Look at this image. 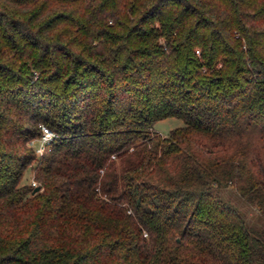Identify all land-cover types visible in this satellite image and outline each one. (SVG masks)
<instances>
[{"label": "trees", "instance_id": "obj_1", "mask_svg": "<svg viewBox=\"0 0 264 264\" xmlns=\"http://www.w3.org/2000/svg\"><path fill=\"white\" fill-rule=\"evenodd\" d=\"M0 264H264V0H0Z\"/></svg>", "mask_w": 264, "mask_h": 264}, {"label": "rangeland", "instance_id": "obj_2", "mask_svg": "<svg viewBox=\"0 0 264 264\" xmlns=\"http://www.w3.org/2000/svg\"><path fill=\"white\" fill-rule=\"evenodd\" d=\"M181 126H182V122L180 120L175 119V118H167V119H164V120H161V121H157L154 124L153 129H154V131H156L160 135L166 136V135L169 134V132L171 130H173V129L177 128V127H181ZM38 146H39V143L38 142H36V143L33 144V148L34 149H36ZM25 177L26 178L27 177L30 178V181L33 180L32 179L33 178V173H31L30 169H28L25 172ZM31 185L33 186L32 183H31ZM226 196H228L229 200H232V201H237L238 202V200H239L236 195H234L233 193H230V192ZM240 204H241L240 205L241 211L244 212V213H246V215L248 216V218L250 220L251 219H254L255 222H257V218H258L257 217V213H255V211L252 208H250L248 205H244L242 203H240Z\"/></svg>", "mask_w": 264, "mask_h": 264}, {"label": "built area", "instance_id": "obj_3", "mask_svg": "<svg viewBox=\"0 0 264 264\" xmlns=\"http://www.w3.org/2000/svg\"><path fill=\"white\" fill-rule=\"evenodd\" d=\"M40 131H41V135H40L39 139L37 140V142L39 143V146L35 149V153L37 155L43 154L46 150L47 145L53 140L52 139L51 141L44 142V132H43L41 127H40ZM49 131H51V130L49 129ZM32 184H33V186H35L34 183H32Z\"/></svg>", "mask_w": 264, "mask_h": 264}, {"label": "clouds", "instance_id": "obj_4", "mask_svg": "<svg viewBox=\"0 0 264 264\" xmlns=\"http://www.w3.org/2000/svg\"><path fill=\"white\" fill-rule=\"evenodd\" d=\"M41 128L44 132V142L51 141L56 136V133L49 131L45 125L41 124Z\"/></svg>", "mask_w": 264, "mask_h": 264}, {"label": "water", "instance_id": "obj_5", "mask_svg": "<svg viewBox=\"0 0 264 264\" xmlns=\"http://www.w3.org/2000/svg\"><path fill=\"white\" fill-rule=\"evenodd\" d=\"M39 190V187H35L32 191V193H36Z\"/></svg>", "mask_w": 264, "mask_h": 264}]
</instances>
